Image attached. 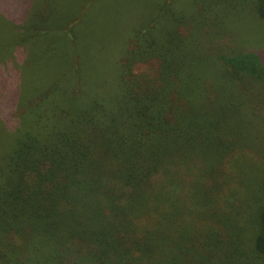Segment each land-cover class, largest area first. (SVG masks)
<instances>
[{
	"label": "trees",
	"instance_id": "16d2710c",
	"mask_svg": "<svg viewBox=\"0 0 264 264\" xmlns=\"http://www.w3.org/2000/svg\"><path fill=\"white\" fill-rule=\"evenodd\" d=\"M264 0H0V264H264Z\"/></svg>",
	"mask_w": 264,
	"mask_h": 264
},
{
	"label": "rangeland",
	"instance_id": "374dc122",
	"mask_svg": "<svg viewBox=\"0 0 264 264\" xmlns=\"http://www.w3.org/2000/svg\"><path fill=\"white\" fill-rule=\"evenodd\" d=\"M25 2V0H23ZM246 29L248 30L249 34L255 39L256 43H264V30H258L255 26H247ZM264 186V184H263Z\"/></svg>",
	"mask_w": 264,
	"mask_h": 264
}]
</instances>
